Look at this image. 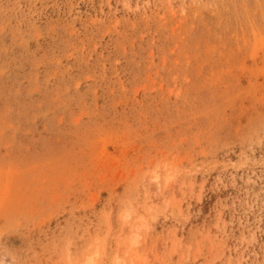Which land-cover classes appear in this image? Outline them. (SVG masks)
Returning a JSON list of instances; mask_svg holds the SVG:
<instances>
[{
    "label": "rangeland",
    "instance_id": "obj_1",
    "mask_svg": "<svg viewBox=\"0 0 264 264\" xmlns=\"http://www.w3.org/2000/svg\"><path fill=\"white\" fill-rule=\"evenodd\" d=\"M0 264H264V0H0Z\"/></svg>",
    "mask_w": 264,
    "mask_h": 264
},
{
    "label": "bare ground",
    "instance_id": "obj_2",
    "mask_svg": "<svg viewBox=\"0 0 264 264\" xmlns=\"http://www.w3.org/2000/svg\"><path fill=\"white\" fill-rule=\"evenodd\" d=\"M156 179V178H155Z\"/></svg>",
    "mask_w": 264,
    "mask_h": 264
}]
</instances>
